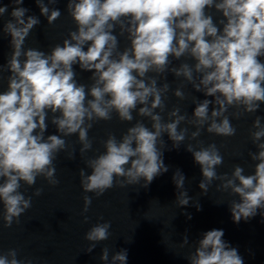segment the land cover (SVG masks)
<instances>
[{"label": "clouds", "instance_id": "obj_1", "mask_svg": "<svg viewBox=\"0 0 264 264\" xmlns=\"http://www.w3.org/2000/svg\"><path fill=\"white\" fill-rule=\"evenodd\" d=\"M58 2L35 0L48 25L62 15L59 8L50 7ZM11 3L10 13L9 5H0V21L10 16L3 21L0 34L10 37L11 48L7 63L0 64V81L8 73L7 88L0 91V219L4 228L19 224L32 206V197L20 191L22 184L31 187L38 177L51 186L60 183L54 161L68 150L65 138L73 135L81 145L86 169L91 170L90 174L85 168L79 170L85 193L100 197L114 186L147 189L169 170L163 159L165 150H170L166 134L172 149H179L186 140L196 142L187 143L185 150L200 166L198 186L207 195L218 181L217 192L235 197L228 202L234 223L248 221L258 211L264 218V117L255 115L264 104V0H67L66 11L75 28L48 52L25 47L41 20L28 14L24 0ZM217 14L219 19H214ZM119 37L128 41L123 50ZM174 61L181 62L177 66ZM75 65L92 73L91 83L78 82ZM169 73L180 81L174 97L179 101L191 98L195 106L191 114L182 112L179 105L167 110ZM189 85L204 98L186 93ZM114 113L131 126L119 138L109 132L101 141L104 151L85 158L93 148L89 131L97 122L112 120ZM245 115L254 116L249 137L256 151L248 152L253 170L246 173L237 164L230 174H218L224 157L216 143L204 146L199 137L202 132L233 137L237 128L232 119ZM49 121L57 134L46 136ZM68 159H75L74 147ZM172 179L177 206L189 205L192 197L184 190L186 177L177 169ZM42 192L36 188L33 195ZM83 200L87 212L92 197L85 195ZM194 206L201 210L198 201ZM110 228V222L93 225L84 237L90 242L86 252L107 240ZM224 235L222 229H212L193 243L185 235L179 247L190 249L189 264H244ZM100 260L108 264L107 247ZM127 260V250L121 249L111 256L110 264H127ZM0 264L33 262L18 259V250L10 248L0 251Z\"/></svg>", "mask_w": 264, "mask_h": 264}, {"label": "water", "instance_id": "obj_2", "mask_svg": "<svg viewBox=\"0 0 264 264\" xmlns=\"http://www.w3.org/2000/svg\"><path fill=\"white\" fill-rule=\"evenodd\" d=\"M4 4L9 5L10 13L13 7L11 0H0V5ZM66 4L67 0H59L56 5H50L59 8L62 15L52 25H48L46 18L40 15L35 0H24L22 6L30 10L28 14L36 15L41 20L40 25L35 27L26 39L25 47L48 52L55 44H62L68 32L75 28L66 11ZM9 18V15H5L3 21ZM214 19H219V14ZM3 21H0V29ZM9 41L10 37L0 34V64L7 63L11 51ZM119 41V47L123 50L128 41L124 37H119ZM261 60L264 61V57ZM180 62L174 61V64L178 66ZM74 70L79 83H91V72L82 71L78 65L74 66ZM7 75L5 71V78L0 81V91L7 88ZM168 82L171 90L166 101L167 110L179 105L182 112L191 114L195 107L191 98L179 101L172 94L180 81L169 73ZM184 90L192 96L204 98L201 93L194 92L190 85ZM255 115L264 117V104H261ZM253 119L254 116L250 115H245L239 120L232 119L237 132L230 138L202 132L199 139L203 141L204 146L216 143L224 157L223 164L217 168L218 174H230L233 166L237 164L244 167L246 173L252 172L253 162L248 152L256 151L249 137ZM132 123H135V120ZM145 123H148L147 119ZM130 126L120 122L115 113L112 120L97 122L89 131L93 148L85 158L104 151L101 141L107 138L109 132L119 138ZM50 134H57V130L49 121L45 135ZM65 139L70 147L67 151L59 153L54 161L56 178L60 183L51 186L42 177H38L36 184L31 187L22 184L20 191L26 197H32V206L21 215L20 223H14L11 228H4L0 219V251L6 252L15 248L18 250V259H31L33 264H105L100 260V256L102 249L107 247L108 264L111 256L121 249L128 252L127 264H189L186 256L190 249L179 247L184 236L187 235L189 242L193 243L201 239L206 231L222 229L225 234L223 239L238 249L244 264H264V218L258 211L254 218L234 223L228 202L235 197L217 192L218 181L213 182L207 195L202 194L198 186L202 179L200 166L194 162L192 154L185 150L187 143L195 144V141L186 140L179 149H172V142L165 134L164 140L170 150H165L163 159L169 168L168 172L156 177L147 189L141 188L140 185L123 188L114 186L102 196L96 197L94 193H85L80 185L79 170L85 168L89 174L91 170L86 169L80 156L81 145L77 143V136ZM73 147L75 159H68V152L72 151ZM177 169L186 177L184 190L192 197L189 205L184 207H178L175 202L177 189L172 177ZM36 188L43 189L38 197L33 195ZM85 195L92 197L87 212L83 211ZM197 201L201 206L200 211L194 206ZM185 213L190 214L192 218L188 219ZM85 217L88 218L87 222ZM104 222L111 223L109 238L98 242L91 253L86 252L90 243L84 238L86 232L93 225Z\"/></svg>", "mask_w": 264, "mask_h": 264}]
</instances>
